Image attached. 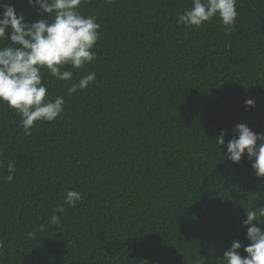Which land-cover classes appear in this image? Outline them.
I'll use <instances>...</instances> for the list:
<instances>
[{
    "label": "trees",
    "instance_id": "trees-1",
    "mask_svg": "<svg viewBox=\"0 0 264 264\" xmlns=\"http://www.w3.org/2000/svg\"><path fill=\"white\" fill-rule=\"evenodd\" d=\"M3 2L27 23L43 18L27 0ZM191 7L82 0L78 11L100 25L95 61L65 66L71 80L42 69L62 114L26 134L0 103V176L15 165L0 181V264H221L234 241L246 255L242 222L264 206V179L246 154L228 161L216 138L226 131V144L240 123L264 133V0H236L230 32L219 17L178 24ZM66 189L81 193L75 207Z\"/></svg>",
    "mask_w": 264,
    "mask_h": 264
},
{
    "label": "clouds",
    "instance_id": "clouds-1",
    "mask_svg": "<svg viewBox=\"0 0 264 264\" xmlns=\"http://www.w3.org/2000/svg\"><path fill=\"white\" fill-rule=\"evenodd\" d=\"M82 0H27L42 19L27 23L22 14H17L13 5L0 0V103L13 109L21 117V127L30 134L36 121L52 122L64 110L65 99L57 96L50 99L43 80L42 69L57 81L71 80L73 69H83L96 59L93 51L99 39L100 25L92 16L82 15L78 9ZM46 16L51 19L45 18ZM236 0H192V7L178 17L177 23L188 27H200L213 17H219L225 30L230 32L237 19ZM96 79V72H89L68 87L69 95L85 89ZM246 107H255V101H244ZM233 137L225 144L226 131L216 138L223 156L232 163L239 164L246 154L251 168L258 179H264V133H256L246 124H236ZM8 175L0 176V181L11 183L15 165L9 162ZM64 202L75 207L81 193L66 189ZM63 211V208L54 209ZM247 226L246 238L250 242L243 247L246 255H241L242 245L238 241L222 253L221 264H264V230L258 224L264 218V206L259 210H245ZM52 224L59 223V217L50 218ZM31 235V233L29 234ZM196 264H201L196 261Z\"/></svg>",
    "mask_w": 264,
    "mask_h": 264
}]
</instances>
